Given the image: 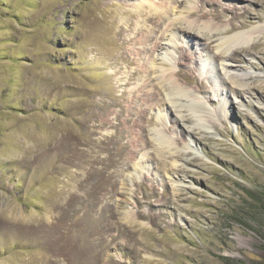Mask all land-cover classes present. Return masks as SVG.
Returning a JSON list of instances; mask_svg holds the SVG:
<instances>
[{"label": "rangeland", "instance_id": "obj_1", "mask_svg": "<svg viewBox=\"0 0 264 264\" xmlns=\"http://www.w3.org/2000/svg\"><path fill=\"white\" fill-rule=\"evenodd\" d=\"M167 1L0 0V264H264V0H194L203 22L236 27L223 37L263 28L228 52L250 85L223 91L227 119L218 76L192 58L183 78L206 105L203 129L151 106L127 117L154 92L134 74L132 7ZM199 42L218 71L215 43ZM177 51L163 67L178 69Z\"/></svg>", "mask_w": 264, "mask_h": 264}, {"label": "bare ground", "instance_id": "obj_2", "mask_svg": "<svg viewBox=\"0 0 264 264\" xmlns=\"http://www.w3.org/2000/svg\"><path fill=\"white\" fill-rule=\"evenodd\" d=\"M147 1V0H146ZM183 0H169L162 5H156L154 3H136L133 5V14L137 21L133 24V30L136 33V38L129 39L128 43H132V52L133 57L132 64L137 65L134 74L145 73L149 78L152 77L150 82H153L151 88L153 93H144L141 96L135 97V100L142 102L145 109H142L137 112H128V119L131 121L141 120L147 113L148 107H155L157 113L159 114V122L166 123L172 121L177 123L178 120H186L195 122L198 129H203L207 127L206 122H208L209 116L206 110V105L202 102V97H199L197 93L193 90H190L187 86V81L184 77L187 71L190 70V62L192 58L196 66L200 65L199 71L196 67L199 75L203 73L202 69L205 68L209 74H213L210 77L218 76L215 80L218 86H214L213 89L215 92H219V117L228 118L227 110V98L222 97L223 91H226L232 96H236L237 93L244 92V88L247 87L249 90V85L245 81L247 74L238 73L231 71L230 66L226 64V60L232 58L234 53L229 55L230 51H241L244 47L248 45H255V41L260 34L262 35L263 28L259 27L258 29L253 28L251 30L241 31L230 36H221V34H228L233 32L236 27L233 24H230L228 29H225L223 26H217L210 22H203L201 19L205 18V14H200L195 7L193 6L194 0H185L189 6H182ZM202 6L205 5L206 0H199ZM211 5H214L216 8H219V4L212 2ZM146 8V10L144 9ZM235 8H221V14L234 12ZM181 11V12H180ZM182 13L183 16L177 15L176 13ZM219 13L214 15L215 18H220ZM238 14H236V17ZM196 17L197 19L193 20L192 18ZM124 18V17H123ZM126 18V17H125ZM125 18L123 20H125ZM148 24L153 25L154 30H149ZM128 25H132L128 23ZM164 27V30H162ZM157 33V34H156ZM159 35V37H158ZM259 39V38H258ZM192 40V41H190ZM199 41H205L204 48L208 49L210 44L215 43V54L214 59H220L218 71H214L212 68V62L209 60V57L203 55L202 52H199L201 45ZM177 42L181 43L182 46L178 47ZM151 43V44H150ZM149 44V59L148 62L144 64H139V61L144 59L147 56L146 50H141L144 47L147 48ZM186 48H184V45ZM200 44V45H199ZM134 45L139 46L136 48ZM134 46V47H133ZM191 47L193 51L187 52V48ZM134 48V49H133ZM165 50L167 52V57L158 58L155 56V53L159 50ZM171 50H178L179 53L177 66L178 69L172 67L167 69L163 65L170 62V58L174 57V54L170 52ZM192 54L190 56L189 54ZM171 54H173L171 56ZM129 63V62H128ZM144 74V75H145ZM146 76V77H147ZM212 79V78H211ZM219 79V82L217 81ZM139 86V84H138ZM229 97V96H228ZM157 101L163 100L164 104L156 103ZM155 102V103H154ZM133 103V102H132ZM151 103L150 105H148ZM130 106V105H129ZM130 113V114H129ZM176 114V115H174ZM136 118V120H134ZM205 122V123H204ZM138 129V128H137ZM156 141L159 146L170 147L173 144V141L170 138H167L164 135L162 130L155 131ZM183 139V142L186 141V138L177 137L178 139ZM144 142L140 143L138 146H144ZM125 220L128 223L134 222V216L130 215L128 212H125Z\"/></svg>", "mask_w": 264, "mask_h": 264}]
</instances>
